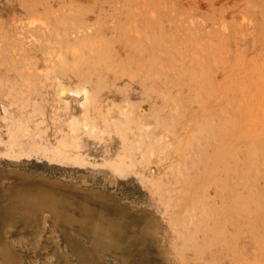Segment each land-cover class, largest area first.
Here are the masks:
<instances>
[{"label": "rangeland", "instance_id": "obj_1", "mask_svg": "<svg viewBox=\"0 0 264 264\" xmlns=\"http://www.w3.org/2000/svg\"><path fill=\"white\" fill-rule=\"evenodd\" d=\"M60 84L86 85L88 109ZM72 116L96 125L94 168L43 152ZM15 125L41 150L0 158V208L3 181L75 183L72 241L96 264H264V0H0V155Z\"/></svg>", "mask_w": 264, "mask_h": 264}, {"label": "bare ground", "instance_id": "obj_2", "mask_svg": "<svg viewBox=\"0 0 264 264\" xmlns=\"http://www.w3.org/2000/svg\"><path fill=\"white\" fill-rule=\"evenodd\" d=\"M59 93L83 95L86 99L83 104L85 110L88 109L87 104L92 98L88 87L84 84L72 88L60 84ZM126 111L129 116V110L126 109ZM128 116L126 117L129 118L130 116ZM79 124L80 122L75 116L70 117L68 137H61L52 149L46 147L43 149L48 163L57 164L60 167L70 166V164L78 167H86V164L89 163V166L96 165L80 152L82 131L98 140L96 125L90 119H84L81 121V125ZM21 128L24 129V127ZM21 128L17 125L14 126L9 137L8 150L0 155V158L6 159L2 160L5 163L13 159L24 158L26 154L31 153L30 151H39L41 148L29 134L27 136L33 139L30 141V151H23L22 139L16 138L19 136V131H23ZM25 130L27 129L25 128ZM21 134L23 135V132ZM99 139L101 138L99 137ZM14 145L18 148H14ZM117 160L111 163V167L118 176L125 175L126 171L132 169L133 161L128 162L127 160L133 159H129L127 155H120ZM98 167L104 168L105 165L102 163ZM114 179L116 180V178ZM36 180L46 184L57 183V186L52 189L39 187L37 184L30 185V182ZM27 182L13 185L3 181L2 186L8 197L2 201L6 205L5 208H0V221L4 220L5 226L0 230V264H39L40 262L42 264H96L87 246L72 241L73 233L70 226H72L76 215L74 211L76 203L71 194L73 191H77L75 183L51 180L46 177H30ZM49 226H51V232H48ZM80 228L86 229L84 223L80 225ZM92 231L97 251H108L109 247L114 244L109 227L103 220H98L93 223ZM13 234H17L18 237H11ZM60 234L65 238V246L57 237ZM101 247L103 249H100ZM18 248L20 251H17ZM47 252L49 254L46 257L41 256ZM24 254L28 256V259L23 257ZM38 255L39 257H37Z\"/></svg>", "mask_w": 264, "mask_h": 264}]
</instances>
